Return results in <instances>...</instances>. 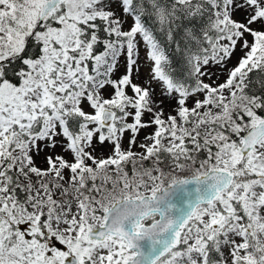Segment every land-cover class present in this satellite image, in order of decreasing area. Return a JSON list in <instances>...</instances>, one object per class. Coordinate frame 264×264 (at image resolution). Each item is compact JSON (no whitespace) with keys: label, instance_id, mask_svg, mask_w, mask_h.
<instances>
[{"label":"snow or ice","instance_id":"obj_1","mask_svg":"<svg viewBox=\"0 0 264 264\" xmlns=\"http://www.w3.org/2000/svg\"><path fill=\"white\" fill-rule=\"evenodd\" d=\"M0 264H264V0H0Z\"/></svg>","mask_w":264,"mask_h":264},{"label":"rangeland","instance_id":"obj_2","mask_svg":"<svg viewBox=\"0 0 264 264\" xmlns=\"http://www.w3.org/2000/svg\"><path fill=\"white\" fill-rule=\"evenodd\" d=\"M141 55H143V53H141ZM147 71H148V69L146 67H142V69H141V78L142 79L146 76ZM142 135H143V133H142Z\"/></svg>","mask_w":264,"mask_h":264}]
</instances>
